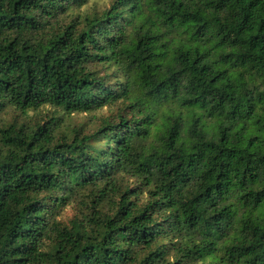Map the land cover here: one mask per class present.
<instances>
[{"label":"trees","instance_id":"trees-1","mask_svg":"<svg viewBox=\"0 0 264 264\" xmlns=\"http://www.w3.org/2000/svg\"><path fill=\"white\" fill-rule=\"evenodd\" d=\"M0 264H264V0H0Z\"/></svg>","mask_w":264,"mask_h":264},{"label":"rangeland","instance_id":"rangeland-1","mask_svg":"<svg viewBox=\"0 0 264 264\" xmlns=\"http://www.w3.org/2000/svg\"><path fill=\"white\" fill-rule=\"evenodd\" d=\"M88 117L89 116L87 114L76 115L75 118H74V122L80 123V122L86 121L88 119ZM65 215L67 217H71L72 216V211L65 212Z\"/></svg>","mask_w":264,"mask_h":264}]
</instances>
